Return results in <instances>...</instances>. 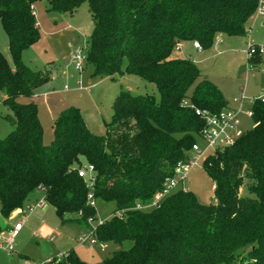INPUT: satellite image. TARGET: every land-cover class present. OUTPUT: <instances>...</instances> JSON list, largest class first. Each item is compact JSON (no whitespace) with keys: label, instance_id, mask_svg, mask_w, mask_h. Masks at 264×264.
Wrapping results in <instances>:
<instances>
[{"label":"trees","instance_id":"1","mask_svg":"<svg viewBox=\"0 0 264 264\" xmlns=\"http://www.w3.org/2000/svg\"><path fill=\"white\" fill-rule=\"evenodd\" d=\"M37 1L0 0L10 56L0 52V91L13 126L0 138L1 215L9 217L42 186L45 202L62 222L86 227L96 216L91 192L116 207L97 224L96 235L117 249L94 264H264V100L252 104L250 129L202 161L214 184L211 201L202 203L178 188L157 207L135 208L161 191L177 162L190 156L204 128L195 108L218 113L228 106L190 56L173 55L175 45L198 41L205 50L220 34L244 36L259 0H47L50 10L68 14L87 2L93 26L85 40V65L93 76L130 74L158 92L156 99L121 89L103 134L88 128L79 107H65L53 120L48 145L36 104L19 99L31 98L49 80L47 70L34 71L22 59L40 37ZM254 46L247 66L255 69L264 56ZM81 158L94 167L90 188L78 175ZM244 184L252 196L240 193ZM48 264L87 263L70 249Z\"/></svg>","mask_w":264,"mask_h":264},{"label":"rangeland","instance_id":"2","mask_svg":"<svg viewBox=\"0 0 264 264\" xmlns=\"http://www.w3.org/2000/svg\"><path fill=\"white\" fill-rule=\"evenodd\" d=\"M33 9L36 23H39L40 37L23 52L22 58L34 71L47 70L49 80L39 86L31 98L20 97L19 99L33 101L36 104L43 127L44 144L48 145L53 140L54 118L63 108L70 105L81 109L84 118L91 124L90 130L93 133L103 134L105 123L111 120L113 114V101L121 89L130 87L133 94L148 93L158 99L155 86L137 76L124 74L114 79L98 78L92 75V68L89 65H84L82 71L74 68L70 53L77 47L86 46L85 40L93 25L86 1L82 2L72 14L50 10L47 0L35 2ZM256 16L254 13L248 20L246 28L251 27V29L247 30L244 36H223V41L229 40L228 44L226 41L223 44L219 43V38L216 36L210 48L202 52H191V59L200 70L201 78H206L215 84L229 102L242 92L251 98H258L264 94V64L255 69L247 66L248 43L264 46V25L260 23L258 19L260 17ZM186 44L189 46L188 43ZM7 46L8 37L0 21V52L10 60ZM173 53L181 56L180 51ZM8 114H12V111L2 101L0 92V138L5 137L13 129L12 124L6 119ZM252 126L251 118L245 115L240 116V133ZM199 142L202 143L201 140ZM212 152L208 150L209 154L203 160ZM81 160L85 166L84 159L81 158ZM202 161L188 172L180 187L191 191L200 202L207 203L213 199L214 184L204 172ZM33 192L39 195V199L45 196L43 190L35 189ZM240 193L252 196L245 184L240 188ZM25 206H27L26 203L23 207ZM45 206H48L46 213H40L39 210L34 212V221L29 219V216L23 218L20 213H12L7 218L0 213V227L4 237L9 224H14L16 221L24 223V228L15 239L13 251L0 249V264H25L26 258L31 259L32 262H38L49 257V254L55 256L58 252L64 253L69 248H74L88 263L99 262L117 249L115 245L107 243L104 251H100L97 246L80 244L79 233L85 225L62 222L51 205ZM95 208L96 216L93 223L108 218L116 207L112 201L95 199ZM51 237H53L52 241H50ZM127 245L125 244L124 247ZM233 264L248 263L246 260H237Z\"/></svg>","mask_w":264,"mask_h":264},{"label":"built area","instance_id":"3","mask_svg":"<svg viewBox=\"0 0 264 264\" xmlns=\"http://www.w3.org/2000/svg\"><path fill=\"white\" fill-rule=\"evenodd\" d=\"M255 14L260 18L264 19V0H259ZM180 43L176 44L174 51H180ZM193 45L197 52H201L202 48L198 41H193ZM259 46V45H258ZM254 44L248 43L246 49V55L250 56L254 49ZM259 52L264 56V46H259ZM71 62L74 68L78 71H82L86 62V52L84 47H77L70 53ZM250 68V67H248ZM264 100V96L258 98L247 97L244 92L239 96L233 97L231 99V104L225 106L220 112L212 113L207 109L195 108V114L198 115L204 121V128L201 132L200 138L197 142L193 143L190 156L186 161H178L174 168V175L167 178L164 182V186L161 191L154 194L153 198L145 204L137 203L136 209H150L157 207L161 200L172 193L181 185H183L188 172L195 168L203 158L209 154L208 150L214 151L217 148H223L232 145L238 136L241 134L239 130L240 116L245 115L249 118L252 116V104L255 100ZM201 140L202 143L199 142ZM78 175L85 178L87 181V186L90 188L94 180V167L92 164H86L82 166ZM38 189L44 191V187L40 186ZM88 200L90 205L95 207V198L92 193L89 192ZM45 203V199H39L34 204H29L16 209V213L24 215L26 212H31L35 207L42 206ZM93 218L88 220V226L79 233L78 242L80 244H85L87 246H97L100 251L105 250L104 242L100 241L96 235L97 224H100L103 220L93 223ZM23 226L22 221H16L7 230L6 235L3 240L0 239V249L12 252L14 249L15 239L18 236L21 228ZM53 238H50L52 241ZM66 256V252L59 253L57 257ZM52 258H46L38 262H32L31 264H48Z\"/></svg>","mask_w":264,"mask_h":264},{"label":"crops","instance_id":"4","mask_svg":"<svg viewBox=\"0 0 264 264\" xmlns=\"http://www.w3.org/2000/svg\"><path fill=\"white\" fill-rule=\"evenodd\" d=\"M34 10V9H33ZM252 17V16H251ZM250 17V18H251ZM257 17V16H256ZM250 18L248 19V20H250ZM259 19V21H260V23L262 24V25H264V19L263 18H258ZM248 22V21H247ZM37 24V27L39 28V23L37 22L36 23ZM93 26V25H92ZM250 29H251V27H249L247 30L248 31H250ZM92 30V29H91ZM91 32V31H90ZM223 36H225L224 34H220V35H218V38H219V43H221V44H223V42L224 41H226V44H228L229 43V40H224L223 41V39H222V37ZM227 36V35H226ZM186 43H188L189 44V46H187V44ZM192 51H196V49H195V47H194V45H193V42L192 41H185V42H181L180 43V52H181V56H178V55H175V54H173L174 56H176V57H186V56H190L191 57V52ZM203 51V50H202ZM201 51V52H202ZM22 57H23V54H22ZM23 59V58H22ZM194 61V60H193ZM195 62V61H194ZM250 69H254V68H250ZM104 78H107V77H104ZM92 85V84H91ZM129 89H130V87H128ZM1 93H2V100L5 98V93L3 92V91H0ZM34 95V94H33ZM260 96H264V94H261ZM259 96V97H260ZM228 104H231V100H230V102L228 101ZM81 110V109H80ZM82 112V111H81ZM82 115H83V118H84V114H83V112H82ZM84 120H85V123H86V125L88 126V128L90 129V123H88L87 121H86V119L84 118ZM45 194V193H44ZM40 197H39V195H37L36 194V192H31L29 195H28V197L26 198V200H25V202L24 203H26L27 205H31V204H34L38 199H39ZM49 205L48 203H46L45 202V204H43L42 206H38V207H35L34 209H33V211H31V212H26L24 215H22L21 214V216L23 217V218H25L26 216H29V219L31 218V219H33V221H34V212L36 211V210H39L40 211V213H46V211H47V207L48 206H45V205ZM55 211V210H54ZM13 213H15L16 214V210L15 211H13ZM36 217V216H35ZM1 222V221H0ZM23 222V221H22ZM1 224V223H0ZM24 224V223H23ZM12 225V224H11ZM10 224L8 225V227H7V230L10 228V226H11ZM85 227V226H84ZM24 228V225L22 226V228H21V230ZM84 228H82L81 229V231L83 230ZM21 230H20V232H21ZM80 231V232H81ZM20 232H19V234H20ZM2 234H3V232H2V230L0 231V239L1 240H3L4 239V236H2ZM18 234V235H19ZM53 238V237H52ZM109 244V243H108ZM70 249H72V250H74L75 251V253L78 255V257L81 259V260H83L84 262H86L87 264H94V263H96V261H91L90 263H88L87 261H86V259H84V258H82L80 255H79V253L74 249V248H69L68 250H70ZM4 250V249H3ZM68 250H66L65 252H67ZM59 253H61V252H58L55 256H57ZM49 257H46V258H53V257H55V256H53L52 254H49L48 255ZM43 260V259H42ZM36 261V260H35ZM39 261H41V260H39ZM34 262V261H33ZM32 263V260L31 259H29V258H26L25 259V264H31Z\"/></svg>","mask_w":264,"mask_h":264}]
</instances>
